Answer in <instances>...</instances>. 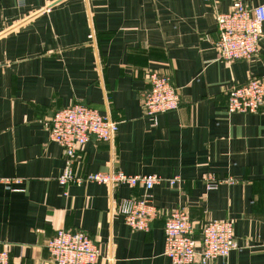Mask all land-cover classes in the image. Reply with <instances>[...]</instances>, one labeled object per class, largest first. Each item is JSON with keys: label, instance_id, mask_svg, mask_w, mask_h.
<instances>
[{"label": "crops", "instance_id": "0c3cea01", "mask_svg": "<svg viewBox=\"0 0 264 264\" xmlns=\"http://www.w3.org/2000/svg\"><path fill=\"white\" fill-rule=\"evenodd\" d=\"M230 5L0 0V180L17 181L10 190L0 185V251L9 264H51L46 245L58 230L88 236L96 264H172L163 227L177 208L197 241L209 222H232L239 250L210 264H264V108L226 114L232 88L264 79V26L251 60L222 61L215 17ZM149 72L166 75L179 96L178 109L155 122L142 107ZM76 102L118 132L111 143L90 138L77 151L75 176L179 178L178 187L59 185L64 150L49 140V120ZM204 177L223 183L208 189ZM144 197L158 216L148 232H135L118 208Z\"/></svg>", "mask_w": 264, "mask_h": 264}, {"label": "built area", "instance_id": "2783aa9c", "mask_svg": "<svg viewBox=\"0 0 264 264\" xmlns=\"http://www.w3.org/2000/svg\"><path fill=\"white\" fill-rule=\"evenodd\" d=\"M205 4L218 0H202ZM218 32L216 48L219 58L226 62L251 60L258 52L264 26V4L247 6L243 0H231L226 13L215 17ZM149 90L144 95L142 107L144 114L153 119L179 106V96L172 87L169 78L158 72L147 75ZM264 108V79L253 78L244 85L232 88L227 94L226 114L250 115ZM49 140L64 150L65 168L58 178L61 186H81L85 183L116 188L126 185L130 188L143 187L149 191L152 187L167 183L178 187L179 178L168 180L155 176H127L122 173L108 172L78 177L73 174L72 166L77 151L86 145L90 138L98 142L111 143L118 132V124L109 120L97 110L76 102L61 109L49 120ZM203 181L208 189L223 182H213L208 177ZM225 182L231 184L232 180ZM17 181L0 180V185L10 190ZM124 224L135 232H148L150 224L157 218L158 212L149 199L126 200L118 208ZM195 225L182 208L171 211L165 218L163 235V254L172 264H210L216 260H225L233 251L239 250L234 241L233 224L229 221H212L201 230V238H194ZM46 250L51 264H96L99 251L91 239L79 231L58 230L47 243ZM0 264H9L7 251H0Z\"/></svg>", "mask_w": 264, "mask_h": 264}]
</instances>
